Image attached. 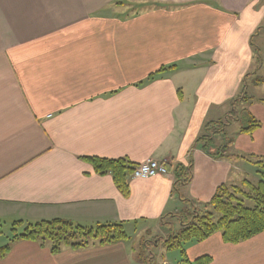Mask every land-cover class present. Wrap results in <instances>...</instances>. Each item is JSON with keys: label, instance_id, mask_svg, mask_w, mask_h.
<instances>
[{"label": "crops", "instance_id": "crops-1", "mask_svg": "<svg viewBox=\"0 0 264 264\" xmlns=\"http://www.w3.org/2000/svg\"><path fill=\"white\" fill-rule=\"evenodd\" d=\"M245 85L252 102L243 105L261 126L233 136L229 125V150L264 156V0H0V219L124 221L131 237L57 254L18 240L0 264H141L137 234L150 237L183 206L173 169L130 177L125 197L84 157L172 167L193 159V181L178 187L207 203L220 184L255 172L245 159L210 154L220 136L208 152L198 143ZM186 252L212 256L209 264H264V232L237 244L216 232Z\"/></svg>", "mask_w": 264, "mask_h": 264}, {"label": "trees", "instance_id": "trees-1", "mask_svg": "<svg viewBox=\"0 0 264 264\" xmlns=\"http://www.w3.org/2000/svg\"><path fill=\"white\" fill-rule=\"evenodd\" d=\"M176 65L163 66L156 72L136 85L154 80L161 72L173 69ZM256 84L262 82V78H256ZM180 91V90H179ZM252 102L251 96L243 87L239 96L230 103V110L222 119L210 121L206 124V133L201 136L198 143L207 147L216 144L217 137L223 140L216 154V158L245 159L256 167L255 175L245 177L238 184H220L212 199L207 203H200L185 197L180 193L179 185L190 184L194 179V162L191 159L188 165L177 163L172 167L167 164L169 172L173 169L175 180V192L180 196L183 206L174 213H168L161 219L162 229L166 230L165 236H156L150 240L143 239L142 250L135 255L141 264H152L154 247L164 245L168 250L179 248L185 264H209L212 256L203 255L191 261L186 249L193 242L208 239L216 232H221L222 239L226 243L237 244L264 232V156L254 154L231 153L230 147L234 139L226 132V128L234 121L247 118L246 125H242L238 133H253L260 128L261 121L253 115L248 107L243 104ZM84 159L91 163L99 175L111 174L115 185L126 197L130 194L128 179L136 164L127 158H103L99 156H86ZM138 164V163H137ZM250 200L253 205L246 202ZM6 222L0 219V233ZM9 241L0 246V259H3L11 250L13 243L18 240H32L42 246L48 245L52 253H60L65 248L83 249L94 245H108L119 241H127L131 237L126 231L124 221L98 222L95 225H84L65 218L42 219L27 221L17 219L11 222Z\"/></svg>", "mask_w": 264, "mask_h": 264}, {"label": "rangeland", "instance_id": "rangeland-1", "mask_svg": "<svg viewBox=\"0 0 264 264\" xmlns=\"http://www.w3.org/2000/svg\"><path fill=\"white\" fill-rule=\"evenodd\" d=\"M246 123H247L246 116H244L243 121L242 120L234 121L233 124H232L233 129L230 130L231 134L233 136H235L233 134L236 131L235 128H240L242 125H246ZM251 168L253 170H256V167L254 165ZM252 175L253 176H252L251 179L257 180L258 176L255 175V172H253ZM246 203L248 205H251V206L253 205V202L250 201V200H248ZM10 225H11L10 222L6 223V225L4 226V229H3V233H0V238L4 239L5 244L8 242V240L10 239V236L12 235L11 226ZM164 231L166 232V230L164 228L163 229L153 228L150 237L146 236V233H138L137 236H136L135 246H134L135 248L137 247L136 248V254H138V252L140 250H142V248H145L142 245L144 238L145 239L146 238L151 239L152 237L164 235V233H165ZM154 252H155V254H154V257H153V263L152 264H163L164 259H168L169 263H171V264H184L185 263L183 261V257H182V254H181V251H180L179 248L168 250L162 244L159 247H154Z\"/></svg>", "mask_w": 264, "mask_h": 264}, {"label": "built area", "instance_id": "built-area-1", "mask_svg": "<svg viewBox=\"0 0 264 264\" xmlns=\"http://www.w3.org/2000/svg\"><path fill=\"white\" fill-rule=\"evenodd\" d=\"M168 162H162L157 159L148 158L135 165L130 177L133 178H148L155 175H167L169 169Z\"/></svg>", "mask_w": 264, "mask_h": 264}]
</instances>
